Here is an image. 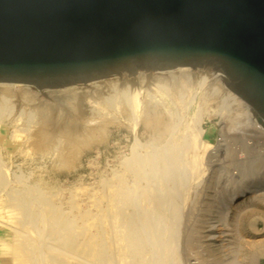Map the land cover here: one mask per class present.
Instances as JSON below:
<instances>
[{
	"label": "bare ground",
	"instance_id": "bare-ground-1",
	"mask_svg": "<svg viewBox=\"0 0 264 264\" xmlns=\"http://www.w3.org/2000/svg\"><path fill=\"white\" fill-rule=\"evenodd\" d=\"M201 69L183 66L158 73L164 78L156 77L155 73L152 78L146 75L145 79L149 83L147 87L162 91L164 95L168 92L165 88L169 87L180 99L183 97L180 91H189L192 87L201 92L202 104L214 99L220 136L214 144L200 138L204 130L200 126L202 110L199 107L182 136L169 137L160 147L141 144L140 153L132 154L123 162L121 171L104 180L98 200L105 204L102 206L101 202L93 200L95 210L89 215L81 214L79 227L67 212L45 203L36 214L25 216L12 194L3 201L14 206L16 212L5 214L0 203V264H256L251 253H237L231 244L215 239L218 237L215 223L208 230L203 225L213 207L211 196L204 202L206 212H201L202 218L199 217L200 210L196 209L205 180L201 178L205 167L209 169L208 173L213 172L212 165L220 164L219 158L225 156L227 149L232 146L239 148L241 175L246 174L249 178L255 164L257 167L264 165V142L261 140L264 127L257 121L249 103L230 90L221 75L210 74L206 67ZM129 74L107 78L114 80L115 85H123L120 93L135 110L142 94L138 87L125 83ZM140 74L142 72L139 71L137 75ZM142 77L139 78L140 84L145 83ZM104 82L106 80L102 78L81 86L73 84L43 89H34L29 83L0 82V90H10L17 96L21 93L34 99L32 104L31 100L26 101L27 97L25 102L22 100L31 119L39 115L43 124L53 120L54 126L55 120H59V126L65 132L79 125L82 133L93 138L92 134L104 125V120L95 122L85 119L86 115L93 107L100 109L114 103L113 99L106 97L108 86ZM103 83L106 87L100 85ZM84 85L91 87L90 90L83 89ZM40 94L50 101H38ZM146 105V109L157 111L151 102ZM20 114L18 110V117ZM224 115L229 120L227 127L223 123ZM154 119L156 128L164 131V117L156 112ZM43 124L35 131L33 144L55 146L61 160H73L76 147L55 139ZM6 132L7 129L0 125V138ZM19 134L21 136L20 132L13 131L14 137ZM97 136L101 137L100 134ZM249 149L256 154L254 161L250 160ZM128 173L133 174L134 181L130 179L127 182ZM241 187L242 197L259 191V195H255L256 204L264 206V177L252 185ZM247 219L242 220L240 226L242 230L251 232L253 228ZM251 246L264 254V240L251 243Z\"/></svg>",
	"mask_w": 264,
	"mask_h": 264
},
{
	"label": "water",
	"instance_id": "water-1",
	"mask_svg": "<svg viewBox=\"0 0 264 264\" xmlns=\"http://www.w3.org/2000/svg\"><path fill=\"white\" fill-rule=\"evenodd\" d=\"M206 67L264 127V0H0V82Z\"/></svg>",
	"mask_w": 264,
	"mask_h": 264
},
{
	"label": "rangeland",
	"instance_id": "rangeland-1",
	"mask_svg": "<svg viewBox=\"0 0 264 264\" xmlns=\"http://www.w3.org/2000/svg\"><path fill=\"white\" fill-rule=\"evenodd\" d=\"M139 71L142 72L141 76L137 75ZM139 71L133 70L125 82L138 87L139 93L142 94L137 101L135 110L125 96L120 93L123 85L119 83L115 85L114 80L110 78H104L106 80L104 83L107 85L100 84L103 87L108 86L106 97L113 99L114 103L100 109L93 107L86 115L85 119L90 118L95 122L104 120V125L95 130V134H92L94 139L90 137L91 135L82 133L79 125L74 126L70 132H65L60 128L59 120H55L54 126L53 120L48 124H43L39 115V118L36 115L31 119L23 104L26 99H28L27 102L31 100L32 104L34 99L21 93L17 96L10 90L6 92L0 90V125L7 129L4 137L0 138V203H2L1 210H4L5 214L14 213L17 210L14 206L3 201L13 194L25 216L36 214L41 205L45 203L62 212H67L74 219L75 226L79 227L82 222L81 214L88 213L87 215H89L95 210L92 204L93 200L97 203L101 202L99 204L102 206L105 204L103 200H98L103 181L121 171L123 162L132 154L140 153L143 144L150 143L160 147L169 137L179 138L177 136H182L187 124L197 114L199 107L202 110L200 126L204 130L200 138L211 142V144L219 139V115L215 111L216 102L214 99L202 104L201 92H196L192 87L189 91L181 90L183 97L180 99L167 86L165 89L168 92L164 95L162 91L147 87L149 83L146 82L145 76L148 74L144 70ZM154 74L150 73V78ZM155 75L158 78L165 77L158 73ZM113 76L120 78L121 75ZM142 76L146 84H140L139 78ZM108 83L113 85H108ZM85 88L87 89L88 86L84 85L83 89ZM38 98V101L41 99L44 102L50 101V98L44 94H40ZM147 102H151L157 110L156 112L164 117L165 125L162 126L165 128L164 131L156 128L157 124L154 119L156 112L153 109H146ZM11 106L13 108L10 111L9 107ZM18 110L21 113L20 117L17 115ZM223 123L225 127L229 124L226 115L223 116ZM42 124L44 129L51 132L55 139H60L62 143L76 147L73 160H61L60 153L55 146L39 147L33 144L34 133ZM13 131L20 132L21 136L19 134L14 137ZM99 134L101 137L97 136ZM261 140L264 142V137H261ZM237 149L239 148H235V146L227 149V153L223 154L225 156L219 158L220 164L212 165L213 172L208 173L209 169L203 163L206 171L201 175V178L205 180L201 186L202 190L199 191L196 210H200L199 217H201V212L203 210L206 212L207 197L211 196V201L213 200L214 203L213 207H210V215L206 222H203L206 229H210L211 225L215 223L217 230L215 234L218 235V237L215 236V239L219 238L218 240L221 242L231 244L237 253L246 251L251 253L256 264H264V254H261L257 247L251 246V243L264 240V206L256 204V196L259 195L257 194L259 191L256 194L248 193L246 198L240 196L241 186L252 185L264 177V165L261 164L257 167L255 164L253 174L249 175L250 179L246 174L241 175L242 160H240ZM248 151V154L251 155L250 160L254 161L257 158L255 152L251 149ZM126 178L127 182L130 179L134 181L131 173H128ZM238 180H241L240 184ZM72 200L75 201V204L72 203ZM245 219L249 220L253 228L251 232L242 230L240 226L241 221ZM194 239L192 238V242L196 243ZM164 241L166 242V239Z\"/></svg>",
	"mask_w": 264,
	"mask_h": 264
}]
</instances>
